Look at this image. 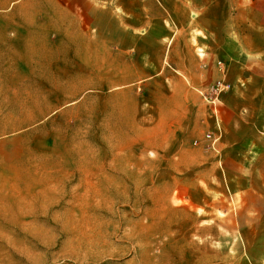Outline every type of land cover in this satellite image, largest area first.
<instances>
[{
  "label": "rangeland",
  "instance_id": "1",
  "mask_svg": "<svg viewBox=\"0 0 264 264\" xmlns=\"http://www.w3.org/2000/svg\"><path fill=\"white\" fill-rule=\"evenodd\" d=\"M59 13L38 11L40 54L22 65L39 72L0 74V264H264V170H229L208 150L220 119L208 90L184 143L162 137L163 77L114 90L104 72L101 89L93 17L77 9L80 25H61ZM64 37L83 40L88 56L71 57Z\"/></svg>",
  "mask_w": 264,
  "mask_h": 264
},
{
  "label": "crops",
  "instance_id": "2",
  "mask_svg": "<svg viewBox=\"0 0 264 264\" xmlns=\"http://www.w3.org/2000/svg\"><path fill=\"white\" fill-rule=\"evenodd\" d=\"M91 1L37 0L26 7L21 0H0L2 13L18 8L36 11L33 17L0 16V74L39 72L37 66L24 70L22 63L40 54L35 28L40 25V9L52 10L54 16L48 17L54 20L61 18V10V25L75 26L80 25L75 11L81 9L94 20V46L88 54L97 86L103 88L104 72L110 73L109 87L114 90L137 82L150 88L162 76L165 82H158L153 127L163 130L162 137L178 134L183 142L198 123V106L203 104L198 91L209 93L218 81L224 82L222 93H204L220 110V119L212 123L217 141L208 150L224 155L229 170L250 163L252 168V162L256 170H264V0H110L109 9L103 8L104 0H94L99 7ZM24 26L31 27L30 35L15 28ZM71 38H63L69 42L64 50L71 57H87L84 41ZM47 45L48 52H55V43ZM7 57L10 64L3 65L1 59ZM3 84L0 81V89L6 88Z\"/></svg>",
  "mask_w": 264,
  "mask_h": 264
},
{
  "label": "built area",
  "instance_id": "3",
  "mask_svg": "<svg viewBox=\"0 0 264 264\" xmlns=\"http://www.w3.org/2000/svg\"><path fill=\"white\" fill-rule=\"evenodd\" d=\"M218 64L221 65V62H219ZM225 87H226V84H224V82L218 81L217 84L210 89L209 94H211V95L212 94H218L221 91H223L225 89ZM206 138H208L212 141V145L217 141V137H215L213 135V133H207Z\"/></svg>",
  "mask_w": 264,
  "mask_h": 264
}]
</instances>
